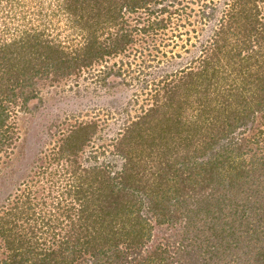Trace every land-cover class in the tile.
Listing matches in <instances>:
<instances>
[{"label":"trees","instance_id":"trees-1","mask_svg":"<svg viewBox=\"0 0 264 264\" xmlns=\"http://www.w3.org/2000/svg\"><path fill=\"white\" fill-rule=\"evenodd\" d=\"M198 2L202 21L214 16ZM169 4L0 0V151L39 83L76 86L139 51L167 26ZM225 4L187 65L149 89L143 78L149 102L111 140L117 167L77 160L96 131L79 122L51 151L60 170L40 169L44 194L24 187L0 209V264H264V0ZM123 72L96 71L103 84ZM153 225L164 229L145 252Z\"/></svg>","mask_w":264,"mask_h":264},{"label":"rangeland","instance_id":"rangeland-1","mask_svg":"<svg viewBox=\"0 0 264 264\" xmlns=\"http://www.w3.org/2000/svg\"><path fill=\"white\" fill-rule=\"evenodd\" d=\"M198 1L174 0L175 5L169 4V10L173 13L170 18L167 17L168 23L163 30H159L155 36L148 35L144 41L135 42L134 47L139 51L132 49L128 56L120 54L106 59L101 67L94 66L91 73L95 76L78 79L76 86L71 79L52 87L38 84L37 99L31 100L28 110L17 112L12 120L16 123L15 139L5 152L0 151V209L7 207L24 187L36 191L37 197L44 194L48 183L40 169H59V165L64 163L62 160L59 165L51 163V151L57 150L63 138L79 122H95L96 131L89 144L77 155V160L83 164L94 161L99 164L103 160L118 166L120 159L110 152L111 140L117 136L123 121L139 113V106L149 102L143 100L146 96L140 89L143 78H148L149 89L162 72H172L187 65L193 53L198 54L200 41L210 36L212 24L220 11L227 6V0H205L213 4L214 16L202 21ZM142 16L145 17L144 13ZM135 20L134 15L131 22L135 24ZM141 59L147 66L140 63ZM107 68L124 71V75L107 77L103 84L98 80L102 75L96 71ZM86 157L90 160H83ZM41 211L46 213V210ZM161 229L164 228L153 225L145 252L158 241V231Z\"/></svg>","mask_w":264,"mask_h":264}]
</instances>
